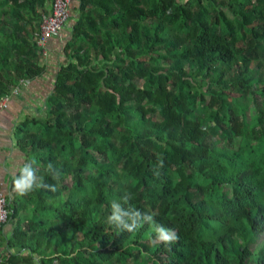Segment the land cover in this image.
<instances>
[{
  "label": "trees",
  "instance_id": "obj_1",
  "mask_svg": "<svg viewBox=\"0 0 264 264\" xmlns=\"http://www.w3.org/2000/svg\"><path fill=\"white\" fill-rule=\"evenodd\" d=\"M53 1L0 0V100L45 74ZM67 26L46 116L13 130L57 191L11 181L0 264H264V0H75ZM126 192L178 241L108 225Z\"/></svg>",
  "mask_w": 264,
  "mask_h": 264
},
{
  "label": "crops",
  "instance_id": "obj_2",
  "mask_svg": "<svg viewBox=\"0 0 264 264\" xmlns=\"http://www.w3.org/2000/svg\"><path fill=\"white\" fill-rule=\"evenodd\" d=\"M71 25V24H70ZM72 26V25H71ZM72 39L69 26L49 44V57L41 62L46 72L35 82L23 86L18 96L11 99L8 110L0 121V184L8 195L11 181L26 156L19 150L13 130L25 118L45 115L48 99L53 93L56 75L60 66L65 64L64 48Z\"/></svg>",
  "mask_w": 264,
  "mask_h": 264
},
{
  "label": "clouds",
  "instance_id": "obj_3",
  "mask_svg": "<svg viewBox=\"0 0 264 264\" xmlns=\"http://www.w3.org/2000/svg\"><path fill=\"white\" fill-rule=\"evenodd\" d=\"M46 59L43 58L42 61ZM163 166V162L158 161L153 168V175L159 177L161 175L160 169H162ZM46 173L56 181H58L62 175L61 170L52 162L47 164ZM12 183L13 190L20 196L27 195L38 189L51 192L57 191V185L46 183L43 176L38 175V171L31 161L23 163L22 166L19 167ZM131 198V194L126 192L119 200L113 199L110 202V213L106 217V223L108 225L112 226L120 233H131L138 230L144 224H148L155 233L156 241L165 245H170L178 241L179 237L174 229L156 223L153 214L141 212L138 208L131 205Z\"/></svg>",
  "mask_w": 264,
  "mask_h": 264
},
{
  "label": "built area",
  "instance_id": "obj_4",
  "mask_svg": "<svg viewBox=\"0 0 264 264\" xmlns=\"http://www.w3.org/2000/svg\"><path fill=\"white\" fill-rule=\"evenodd\" d=\"M75 0H54L50 13L43 16L40 23V32L36 38V44L44 59L49 56V44L53 38L60 35L70 18V8ZM21 85L11 91V93L0 100V121L3 114L8 110L12 97L18 96L23 86ZM1 153V151H0ZM8 220L7 197L0 184V227Z\"/></svg>",
  "mask_w": 264,
  "mask_h": 264
},
{
  "label": "rangeland",
  "instance_id": "obj_5",
  "mask_svg": "<svg viewBox=\"0 0 264 264\" xmlns=\"http://www.w3.org/2000/svg\"><path fill=\"white\" fill-rule=\"evenodd\" d=\"M47 113V112H46ZM46 113H45V115H46ZM43 117H44V115H43Z\"/></svg>",
  "mask_w": 264,
  "mask_h": 264
}]
</instances>
